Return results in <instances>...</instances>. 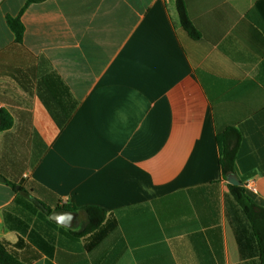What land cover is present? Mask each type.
Instances as JSON below:
<instances>
[{
	"label": "crops",
	"instance_id": "0c3cea01",
	"mask_svg": "<svg viewBox=\"0 0 264 264\" xmlns=\"http://www.w3.org/2000/svg\"><path fill=\"white\" fill-rule=\"evenodd\" d=\"M184 2L198 38L174 0H0V238L30 264H261L217 137L239 133L264 206V0ZM88 206L111 225L94 243L72 234Z\"/></svg>",
	"mask_w": 264,
	"mask_h": 264
},
{
	"label": "trees",
	"instance_id": "16d2710c",
	"mask_svg": "<svg viewBox=\"0 0 264 264\" xmlns=\"http://www.w3.org/2000/svg\"><path fill=\"white\" fill-rule=\"evenodd\" d=\"M41 1L43 0H26L25 6ZM174 3L181 27L192 38H198L199 33L188 17L184 0H174ZM7 23L15 35L16 42L21 43L24 33V26L20 21V16H8ZM75 105L76 102L72 101V103L69 105L66 115L62 119H58L59 126H62L66 122L74 110ZM11 126V115L6 110L0 109V131L9 129ZM239 139V133L231 128L227 129L221 136L217 137V143L220 148V167L224 177H227L228 174L234 172L236 149ZM13 188H15V186H13ZM228 188L230 194L250 220L252 231L259 247V258L261 264H264V206L256 203L242 185L236 186L229 184ZM18 190L23 191L21 188ZM29 199L46 216L49 215L51 210L42 202L31 196H29ZM62 208L69 209L66 206H62ZM80 210L85 213L87 221L86 223H83L78 231H72V234L76 236L89 234L91 236V243L97 242L111 227L110 224H103L105 220V212L102 209L92 206L82 207ZM21 246V239H19L15 244H10L6 240L0 238V264H30L31 260L38 257V254H34L32 258L26 259L24 255L16 250Z\"/></svg>",
	"mask_w": 264,
	"mask_h": 264
},
{
	"label": "water",
	"instance_id": "95a60500",
	"mask_svg": "<svg viewBox=\"0 0 264 264\" xmlns=\"http://www.w3.org/2000/svg\"><path fill=\"white\" fill-rule=\"evenodd\" d=\"M227 181L231 185L241 186L242 183L238 180L234 173H230L226 177ZM0 181L3 182L4 178L0 176ZM49 218L54 222L65 226L67 228H72L75 225V220L77 218V213L67 210V209H56L49 213Z\"/></svg>",
	"mask_w": 264,
	"mask_h": 264
},
{
	"label": "built area",
	"instance_id": "2783aa9c",
	"mask_svg": "<svg viewBox=\"0 0 264 264\" xmlns=\"http://www.w3.org/2000/svg\"><path fill=\"white\" fill-rule=\"evenodd\" d=\"M243 187L250 190V191H253V192L255 191V186L251 181L246 182Z\"/></svg>",
	"mask_w": 264,
	"mask_h": 264
}]
</instances>
